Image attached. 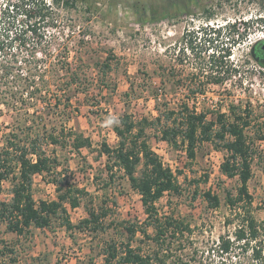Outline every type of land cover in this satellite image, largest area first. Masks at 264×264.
<instances>
[{"label":"rangeland","instance_id":"rangeland-1","mask_svg":"<svg viewBox=\"0 0 264 264\" xmlns=\"http://www.w3.org/2000/svg\"><path fill=\"white\" fill-rule=\"evenodd\" d=\"M8 1L18 2L0 0V32L10 31L8 39L13 38L9 40L13 46L3 53H14L20 59L16 74L22 78V59L27 52L37 50L38 56L68 52L88 89L73 92V107L78 111H74L69 127L90 136L92 147L76 151L69 143L49 146V150L55 148L51 154L61 162L60 177L85 187L91 195L79 207H69L70 219L78 225L93 206H104L109 213L104 219L106 228L98 233L88 228L68 229L59 216L49 226H31L23 234L9 230L7 223L0 221L1 260L8 264H105L106 241L125 240L124 225L129 222L145 225L141 196L122 170L115 168L107 195L101 189L108 177V155H100L101 142L117 145L120 138L114 124L127 112L135 119L148 117L152 121L147 127L150 144L174 170L181 186L180 193H166L157 202L161 215L184 217L190 224V230L170 243L167 264H264V65L252 55L253 44L264 38V0H234V9L219 17L224 24L239 25L230 35L226 25L210 30L196 15L191 27L189 16L169 27L164 17L165 0H31L29 13L24 2H18L22 15L14 12L5 18ZM194 10L195 14L200 12L198 7ZM106 61L110 67H104ZM2 63L0 144L2 135L22 117V83L9 77ZM217 77L224 80L217 83ZM196 89L205 91L194 95ZM187 103L193 110L206 112L209 119L216 120L219 113L231 119L232 105L251 119L246 132L255 148L249 181L252 203L241 199L230 203V196L235 200L239 197L240 180L222 173L223 149L205 142L192 161L181 141L176 145L162 139V128L170 123L155 119L160 110H174L178 116ZM40 107L39 116L47 120V130L62 120L42 103ZM26 108L35 110L34 106ZM110 119L115 122L109 124ZM51 178L49 174L35 175L37 201L57 198ZM209 189L220 196L218 207L204 197ZM2 198L11 201L10 180L4 183ZM249 216L257 221L259 234L244 246L236 238L240 228H247ZM148 232L152 234L153 228ZM222 238L234 243L223 255L217 250ZM133 244L147 250L151 242L138 232ZM255 250L260 255L256 256Z\"/></svg>","mask_w":264,"mask_h":264},{"label":"trees","instance_id":"trees-1","mask_svg":"<svg viewBox=\"0 0 264 264\" xmlns=\"http://www.w3.org/2000/svg\"><path fill=\"white\" fill-rule=\"evenodd\" d=\"M17 1L21 4L24 2L27 7L25 11H29L31 0ZM18 2L6 3L5 18L8 17L7 14L13 15L14 12L22 15V10L20 13L17 9ZM238 28L239 25L235 23V31ZM10 36V31L6 34L0 32V54L4 57L0 58V63L3 62L2 67L9 77L22 83V117L16 120L9 132L2 135L3 142L0 144V221L6 222L9 230L18 234H23L31 226H49L56 216L63 218L68 229L88 228L96 233L103 231L106 228L104 219L109 213V209L104 206L99 209L89 207V216L78 225L73 224L69 207H79L91 195L85 187H79L60 177L62 171L58 168L61 162L58 156L51 154L55 152V148L49 150L51 144L58 146L69 143L76 151L91 148L93 145L90 136L69 127L74 111H78L73 107V92L88 91L81 71L73 67L68 52L56 56L46 52V56H38L36 50L27 52L22 59L23 70L20 78L16 74L20 59L14 53H3L7 47L13 46V38L8 39ZM33 49H36L35 46ZM252 55L262 64L257 56L264 57V38L253 44ZM103 65L110 67L109 61ZM162 80L165 81L164 75ZM223 80V77L216 78L217 83ZM53 88L56 90L52 94H46ZM204 91L196 89L192 92L195 95L197 92L203 94ZM41 103L44 109L52 110L53 114L60 115L62 119L51 126V130L46 129L47 120L39 116ZM27 105L34 106L35 110L30 112ZM238 108L230 106L233 115L231 119H227L226 114L219 113L215 120L209 119L204 111L191 109L187 103L178 116L174 110H160L155 118L157 121L166 119L170 123L163 126L162 139L176 145L181 141L192 161L196 159L198 149L205 142L213 143L217 149L225 151L224 161L220 166L222 173L228 177L238 176L240 180L239 197L236 200L229 197L232 204L239 199L252 203L249 181L253 176L255 156L254 140L246 132L251 126V119L244 115L243 110L237 112ZM151 122L148 117L135 119L132 114L125 112L114 124V130L120 138L117 145L110 146L106 141L101 142L100 155H108L105 168L108 177L101 189L107 195L116 176L115 168L122 170L131 187L140 194L146 213L143 222L145 225L137 222L124 225L125 240L111 239L105 242V264H167L169 255L166 251L170 252V243L190 230V224L184 217L161 215L157 206V202L166 193H180L181 186L174 170L164 164L150 144L147 127ZM37 174L52 176L50 182L56 185V199H35L33 183ZM8 180L12 183V198L9 202L2 198L4 183ZM204 197L213 207H218L221 203L220 196L211 189L204 192ZM246 221L247 228H240L236 238L239 242L243 241L244 246L249 245L259 234V225L255 218L249 216ZM149 227L153 228L152 234L148 232ZM138 232L151 242L147 250L133 244ZM233 244L230 238H222L217 250L222 255L229 253ZM255 251L256 256L260 255L259 250ZM2 253L0 249V264H8L1 260Z\"/></svg>","mask_w":264,"mask_h":264},{"label":"flooded vegetation","instance_id":"flooded-vegetation-1","mask_svg":"<svg viewBox=\"0 0 264 264\" xmlns=\"http://www.w3.org/2000/svg\"><path fill=\"white\" fill-rule=\"evenodd\" d=\"M205 1H210V3H206ZM195 7L199 8V13H194ZM234 7V0H165L164 17L168 26L172 27L176 25V23H174L175 21H180L181 18L183 19L189 16L188 18L191 19L192 22H189L188 26L191 27V24L195 23L194 16L196 15L203 21V25L209 27L210 30L214 28L217 29L220 25H226L225 29H227V34L230 35L231 29L234 28V24H229V21L224 24L220 22V18L225 15L223 14L225 13L224 11L229 9L233 10ZM188 31L190 33L191 29L189 28ZM257 58L264 64V57L260 58L257 56ZM167 70L168 76L171 77V66H168Z\"/></svg>","mask_w":264,"mask_h":264},{"label":"clouds","instance_id":"clouds-1","mask_svg":"<svg viewBox=\"0 0 264 264\" xmlns=\"http://www.w3.org/2000/svg\"><path fill=\"white\" fill-rule=\"evenodd\" d=\"M114 122H115V121H114V120H111V119L108 121L109 124H112V123H114Z\"/></svg>","mask_w":264,"mask_h":264}]
</instances>
